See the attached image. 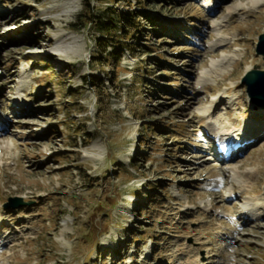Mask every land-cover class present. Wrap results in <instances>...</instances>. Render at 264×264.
Wrapping results in <instances>:
<instances>
[{"label":"rangeland","instance_id":"obj_1","mask_svg":"<svg viewBox=\"0 0 264 264\" xmlns=\"http://www.w3.org/2000/svg\"><path fill=\"white\" fill-rule=\"evenodd\" d=\"M217 2L0 0V264H264V2ZM103 8L133 52L99 51Z\"/></svg>","mask_w":264,"mask_h":264},{"label":"trees","instance_id":"obj_2","mask_svg":"<svg viewBox=\"0 0 264 264\" xmlns=\"http://www.w3.org/2000/svg\"><path fill=\"white\" fill-rule=\"evenodd\" d=\"M138 14L139 13L136 12L120 14L119 12L113 11L111 9L103 8L101 9L100 15L94 20H92L91 17L87 18L86 23L91 25V27H93L92 29L100 34V37L96 41V46L98 47L99 51L105 52L108 46H111L115 49L118 48L116 50H119L120 48H126L133 52V44L123 42L124 38H130L132 40V33L129 34V29L125 30V28L122 26L125 24L138 28V21L135 19V17L132 18L133 15H137L136 18H139ZM119 35H122L121 39ZM94 61L96 60L94 59ZM94 79V77H90L88 81L93 84V82H95Z\"/></svg>","mask_w":264,"mask_h":264},{"label":"water","instance_id":"obj_3","mask_svg":"<svg viewBox=\"0 0 264 264\" xmlns=\"http://www.w3.org/2000/svg\"><path fill=\"white\" fill-rule=\"evenodd\" d=\"M263 44L264 35H260L258 38L257 52L262 55H264V51L261 50ZM240 83L245 86V93L249 102L264 109V71H259L256 68L247 71L242 75ZM23 205L27 204L20 198H10L9 203L5 204L4 207L19 208Z\"/></svg>","mask_w":264,"mask_h":264},{"label":"bare ground","instance_id":"obj_4","mask_svg":"<svg viewBox=\"0 0 264 264\" xmlns=\"http://www.w3.org/2000/svg\"><path fill=\"white\" fill-rule=\"evenodd\" d=\"M54 1H56V0H54ZM218 2H222V1H224V0H217ZM217 2V3H218ZM250 2L251 3H263L264 2V0H250ZM73 4L72 5H75L74 4V2H72ZM55 5V4H54ZM69 6V5H68ZM59 7V6H58ZM66 7V6H65ZM232 10V8L230 9V11ZM234 10H237V9H234ZM72 11V10H71ZM69 16V15H68ZM65 18H67V17H65ZM219 41V40H218ZM229 41V40H228ZM216 42V41H215ZM221 44H219V46L218 45H212L216 50H222V49H226L227 47H228V44L227 43H224V41L223 40H221ZM227 42V41H226ZM216 50H212V52L214 53ZM42 54H44L43 52H42ZM234 58H235V56H234ZM233 59V56L232 55H228V56H226V55H223V54H221V56L216 60H213L212 62H211V68H216L217 69V72H219L218 74L220 75V73H222V71H223V69L225 68L226 69V67H228L230 64H231V60ZM209 63V62H208ZM208 69V68H207ZM210 69V68H209ZM208 69V70H209ZM250 69H251V67H249V66H247V67H245V69H244V73L245 72H247V71H250ZM212 70V69H211ZM206 71V70H205ZM210 71V70H209ZM225 71V70H224ZM223 71V72H224ZM228 71V70H227ZM213 72H214V70H213ZM226 72V71H225ZM207 73H209V72H207ZM211 73V72H210ZM225 74V73H224ZM213 76V75H212ZM200 77H202V76H200ZM215 77V76H214ZM203 79V78H202ZM202 81V80H198L197 82L198 83H200V82ZM17 101V100H16ZM215 101V100H214ZM22 103L23 102H19L18 103V101H17V106H19L20 104L22 105ZM15 104V105H16ZM20 105V106H21ZM211 107L212 106H210L208 109H206V110H204V112L205 113H208L209 112V109H211ZM2 119L0 118V131H2ZM209 124H211V123H209ZM211 126H212V124H211ZM215 126V125H214ZM213 126V128L214 129H216L215 127ZM213 129V130H214ZM41 131V130H40ZM213 136H214V134H213ZM257 135H256V133H251V135L250 136H248V137H243V138H241V139H232L233 141L231 142V143H228L227 145H225L227 148H228V151H230V148H232V146L233 145H238V144H240L241 146L243 145V144H245V142H246V144L251 140V139H254L255 137H256ZM220 139V138H219ZM221 141V140H220ZM227 141V140H226ZM4 150V149H3ZM236 152H238V151H236ZM231 155V154H230ZM231 171V170H230ZM232 175H234V174H232ZM235 176V175H234ZM238 176V175H237ZM240 176V175H239ZM241 177V176H240ZM239 178V177H238ZM240 181V180H239ZM243 181V180H242ZM246 181V180H245ZM237 183V182H236ZM248 184V183H247ZM243 185V184H242ZM237 187V186H236ZM242 187V186H241ZM246 187V186H245ZM238 188V187H237ZM237 191V193L239 192V190L237 189L236 190ZM239 193H241V191L239 192ZM247 199H249V198H247ZM251 200V199H250ZM252 201V200H251ZM245 205V207L244 206H242V205H240V206H242V207H240V209L246 214V215H248V216H259L257 213H256V211L255 210H253V208H250L249 207V205H251V204H248L247 203V205L246 204H244ZM256 207V206H255Z\"/></svg>","mask_w":264,"mask_h":264}]
</instances>
